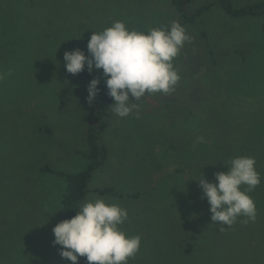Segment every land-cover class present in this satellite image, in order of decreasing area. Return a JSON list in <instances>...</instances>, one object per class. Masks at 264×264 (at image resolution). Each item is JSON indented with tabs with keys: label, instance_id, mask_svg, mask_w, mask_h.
<instances>
[{
	"label": "rangeland",
	"instance_id": "374dc122",
	"mask_svg": "<svg viewBox=\"0 0 264 264\" xmlns=\"http://www.w3.org/2000/svg\"><path fill=\"white\" fill-rule=\"evenodd\" d=\"M215 1L186 6L189 15L213 3L200 23L183 24L191 40L173 60L174 90L146 94L126 117L112 101L102 117L107 160L88 188L117 195L88 191L80 205L101 198L127 210L120 227L141 236L128 264H264V128L252 123L264 117V15L233 17ZM177 19L171 0H0V264H72L52 243L65 180L45 168L86 167L92 102L80 74L67 72L64 52L89 55L91 33L116 20L147 30ZM92 73L105 80L102 70ZM236 156L254 157L260 173L249 193L256 219L222 229L198 181L202 174L215 182Z\"/></svg>",
	"mask_w": 264,
	"mask_h": 264
},
{
	"label": "clouds",
	"instance_id": "9594fccd",
	"mask_svg": "<svg viewBox=\"0 0 264 264\" xmlns=\"http://www.w3.org/2000/svg\"><path fill=\"white\" fill-rule=\"evenodd\" d=\"M190 40L178 21L168 27L137 30L116 20L102 31L91 33L87 41L89 55L76 48L65 51L63 58L67 72L73 75L85 66L89 72L93 68L102 70L107 94L114 101L110 108L119 117H126L146 94L174 90L180 76L173 60ZM99 82L93 77L88 84L89 103L97 96ZM198 141L203 142V137ZM255 163L252 156H236L226 171L214 173L215 182L201 174L198 184L209 204L210 219L222 229L231 227L241 216L247 218L244 223L255 221L257 210L249 195L260 184ZM242 185L247 188L242 189ZM127 218V210L118 203L101 198L86 200L74 216L53 226L52 243L60 246V256L72 264H77L78 257H85L87 264H128L140 249L141 236H129L120 227Z\"/></svg>",
	"mask_w": 264,
	"mask_h": 264
},
{
	"label": "trees",
	"instance_id": "16d2710c",
	"mask_svg": "<svg viewBox=\"0 0 264 264\" xmlns=\"http://www.w3.org/2000/svg\"><path fill=\"white\" fill-rule=\"evenodd\" d=\"M190 1L191 0H171L173 8L178 14V19L174 21H178L182 25L187 23H200L203 13L213 4L200 6L196 8L193 13L188 15L185 13V9ZM215 3H217L226 13L233 17H254L264 15V0L252 2L241 7H235L232 0H216ZM201 34L206 36L204 30H201ZM208 47L209 52L212 53L211 47L209 45ZM79 74L87 87L93 77L97 78L92 72L87 70V66H85V69L79 72ZM99 81L100 82L97 86L99 91L96 98L92 100V105L87 115L86 157L88 159V163L86 167L77 173H65L48 167L45 168V170L61 176L65 180V192L62 195L61 205L59 208V221L71 218L75 215V211L79 210L80 202L83 200L88 191L99 195H117L111 188L107 187L88 188V183L92 178L93 173L103 167L108 154L106 146L100 144L98 140L106 128V122L102 120L106 106L112 102L113 99L107 94L108 90L105 85V80L99 79ZM252 123H254L253 127L259 128L260 126L261 128H264V117L259 115L258 118H255L252 121ZM219 150L221 151L222 149ZM212 159L216 164H221L222 158L218 153L212 155ZM186 243L187 247L184 250V253L188 254L190 249L193 248V245H191L188 241H186L185 244ZM78 259L81 264H87L85 257H78Z\"/></svg>",
	"mask_w": 264,
	"mask_h": 264
}]
</instances>
